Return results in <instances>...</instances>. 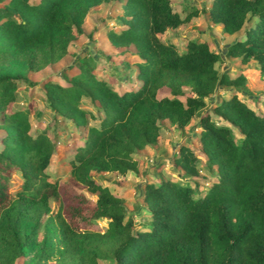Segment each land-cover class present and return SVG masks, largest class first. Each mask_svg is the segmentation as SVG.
I'll use <instances>...</instances> for the list:
<instances>
[{
    "label": "trees",
    "instance_id": "obj_1",
    "mask_svg": "<svg viewBox=\"0 0 264 264\" xmlns=\"http://www.w3.org/2000/svg\"><path fill=\"white\" fill-rule=\"evenodd\" d=\"M108 1L7 0L0 6V264H264V113L238 97L247 71L264 78V0H212L208 8L209 22L223 33L243 29L225 54L254 66L235 75L218 70L222 57L209 42L190 40L179 52L161 38L190 21L195 9L178 13L171 0H122L121 28L109 29L107 38L115 48L134 47L135 88L116 91L96 74L91 54L78 58L76 74L33 81L32 74L69 54L85 35L88 13ZM222 86L234 90L211 115L206 99ZM24 88L30 89L26 105L12 109ZM163 88L167 93L159 95ZM36 96L54 121L85 130L64 181L47 172L55 139L47 128H31ZM194 117L200 128L194 142L213 182L198 197L187 183L148 182L146 222L135 229L121 198L91 173L137 171L135 152L157 143L162 122L185 128ZM194 142L182 143L173 156L183 179L201 170ZM14 173L20 184L13 193ZM99 219L107 220L104 231L94 223Z\"/></svg>",
    "mask_w": 264,
    "mask_h": 264
},
{
    "label": "rangeland",
    "instance_id": "obj_2",
    "mask_svg": "<svg viewBox=\"0 0 264 264\" xmlns=\"http://www.w3.org/2000/svg\"><path fill=\"white\" fill-rule=\"evenodd\" d=\"M6 1L0 0V6L5 4ZM173 9L178 13H186L193 9L196 12L199 10V8L192 5L189 1L178 5L175 3ZM123 12L122 0H109L93 8L86 16L83 25L85 35L71 43L69 54L55 65L39 73L32 74L31 79L35 82L48 76L61 79L64 71L68 75L76 74L79 68V64L77 63L78 58L91 54L94 56V71L96 74L100 78L105 79L116 91L123 92L124 90L135 88L139 83L136 78L137 69L135 65L138 56L134 47L115 48L107 38V31L109 29L119 30L121 28ZM200 13L194 16L198 17L197 19L192 17L190 21L180 25L177 29H170L166 34L161 35V38L164 41L172 42L179 52L184 50L185 43L190 40L199 39L209 42L211 48L222 57V61L217 63V68L221 72L235 75L241 68H252L254 66L253 63L243 65L235 59L226 57L223 50L225 45L229 44V40L232 39H227L224 33L218 29L217 25H211L204 16L203 10ZM239 34L242 35L244 32L242 31ZM246 74L245 91L239 92L238 97L256 112L264 113V78L260 79L256 77L253 70L247 71ZM184 90L188 91V88H184ZM233 90L230 87H219L206 99L207 106L204 111L212 115L214 106L221 100L229 98ZM29 91L30 89L24 88L17 92V100L12 105V109L26 105ZM166 93L167 89L165 88L158 92L159 95H165ZM36 99L38 101L37 108L30 115L32 131L47 128L50 136L55 139L56 150L47 172L51 180L64 181L69 176L71 159L73 158L76 147L83 141L85 130L82 128L75 129L73 125L61 119L54 121V114L47 109L46 105L41 101L40 96H36ZM83 106L97 114L92 104L87 100H83ZM91 123L96 124L97 121L91 120ZM227 125L238 139V130L229 124ZM160 127L161 135L157 143L135 152L134 158L139 163L137 171H131L124 175L95 171L91 173L97 182L121 198L126 211L125 219L131 218L135 229H140L144 226V222H146L147 212L142 200V193L148 182L159 184L161 181L170 180L173 182L187 183L195 188V196L198 197L204 193V190L214 180V177L204 173L202 169L204 159L200 153V145L194 142L197 141L195 137L200 132L197 117H194L191 123L185 128L176 127L169 122H162ZM2 134L3 132L0 131V136ZM188 141H190V144L194 142V146L192 147L201 159V163H199V166H201L199 176L193 179H183L180 174L181 170L175 167L173 161V156L177 153L180 145ZM19 184V176L17 173H14L11 183L13 193L19 188ZM84 192L87 198L91 200L96 198L93 194ZM51 206L55 210L58 206V201L53 199ZM94 223L102 231L107 227L106 219H99L94 221ZM16 264L24 263L22 260H18Z\"/></svg>",
    "mask_w": 264,
    "mask_h": 264
},
{
    "label": "crops",
    "instance_id": "obj_3",
    "mask_svg": "<svg viewBox=\"0 0 264 264\" xmlns=\"http://www.w3.org/2000/svg\"><path fill=\"white\" fill-rule=\"evenodd\" d=\"M173 1H175V2H173ZM187 1H189L192 5H194V6H196L197 8H199V10H197V12H196V14H199L202 10L204 11V16L207 18V20L209 21V19H208V14H207V11H208V8H209V6H210V4H211V1L212 0H171V4L173 5H175V3H176V5H178V4H184V2H187ZM173 5V6H174ZM195 14V15H196ZM201 14V13H200ZM198 17H194V19H197ZM210 23V22H209ZM211 25H213V24H211ZM216 25V24H215ZM246 25H248L249 27H251V26H254V23H246L245 24V26ZM217 27H218V29L220 30V31H222V26L221 25H217ZM243 31V29H241L240 31H238V32H236V33H234V34H232V35H228V34H225L224 33V35H225V37L227 38V39H232V40H229V44L232 42V41H234L237 37H239V36H242L241 34H239L240 32H242ZM222 33H223V31H222ZM234 38V39H233ZM138 83H139V81H138ZM2 132V131H1Z\"/></svg>",
    "mask_w": 264,
    "mask_h": 264
},
{
    "label": "water",
    "instance_id": "obj_4",
    "mask_svg": "<svg viewBox=\"0 0 264 264\" xmlns=\"http://www.w3.org/2000/svg\"><path fill=\"white\" fill-rule=\"evenodd\" d=\"M229 45H230V44L225 45L224 50H223V53L226 52V47L229 46Z\"/></svg>",
    "mask_w": 264,
    "mask_h": 264
}]
</instances>
